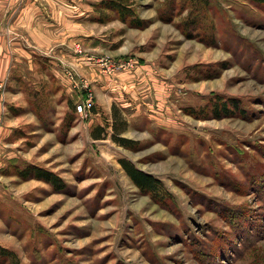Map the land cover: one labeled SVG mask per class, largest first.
Listing matches in <instances>:
<instances>
[{"label":"rangeland","instance_id":"374dc122","mask_svg":"<svg viewBox=\"0 0 264 264\" xmlns=\"http://www.w3.org/2000/svg\"><path fill=\"white\" fill-rule=\"evenodd\" d=\"M130 2L139 26L86 16L77 49L96 76L36 60L8 105L20 122L0 142V264H264V4ZM121 159L165 192H141ZM31 167L57 182L17 175Z\"/></svg>","mask_w":264,"mask_h":264},{"label":"crops","instance_id":"0c3cea01","mask_svg":"<svg viewBox=\"0 0 264 264\" xmlns=\"http://www.w3.org/2000/svg\"><path fill=\"white\" fill-rule=\"evenodd\" d=\"M96 1L0 0V142L20 122L8 105L21 107L20 86L25 76L40 70L34 61L53 58L71 65L82 76H96L98 69L80 55L83 49H77L84 47L86 16L91 15ZM35 85L29 82V86ZM34 96L27 95L26 100L30 102Z\"/></svg>","mask_w":264,"mask_h":264},{"label":"trees","instance_id":"16d2710c","mask_svg":"<svg viewBox=\"0 0 264 264\" xmlns=\"http://www.w3.org/2000/svg\"><path fill=\"white\" fill-rule=\"evenodd\" d=\"M131 0H99V3L95 4L94 6L99 11H109L116 15L118 19H120L122 22L126 24H132L139 26V19L135 16V12L132 9V3ZM179 2L182 4V6H190L192 8H195V11H208L211 7V0H170V2ZM253 2H256L258 4H264V0H252ZM222 109V108H221ZM220 109V110H221ZM226 108H223L225 110ZM218 110V109H217ZM229 111V110H227ZM117 117L116 113L113 114V117ZM69 122H71V118L67 119ZM115 128V132L112 133V139L118 143L120 146L132 149L134 148L135 142L132 140H129L127 138L119 137L120 133H117L116 126L113 125ZM113 128V129H114ZM98 129H100L99 132H93L92 137L94 139H101L103 133L106 131L105 128L98 126ZM119 163L121 164L122 168L124 169L125 173L129 176V178L132 180L134 185L143 193H147L151 195L154 199H158V196L163 192H165L159 185L160 182L156 180L154 177L138 170L131 162H129L126 159L119 160ZM36 169V170H35ZM34 171H37L35 173L36 177L38 179H41L43 181H46L47 183L54 185L55 182H57L55 175L43 168L38 167H31L26 168L25 170H19L17 172V175L19 177H24L26 174L34 173ZM11 252L8 250H5L0 246V263L2 259H10L11 258Z\"/></svg>","mask_w":264,"mask_h":264},{"label":"built area","instance_id":"2783aa9c","mask_svg":"<svg viewBox=\"0 0 264 264\" xmlns=\"http://www.w3.org/2000/svg\"><path fill=\"white\" fill-rule=\"evenodd\" d=\"M124 66L128 67V66H130V64L126 63V64H124ZM2 88H3V85L0 84V92H1ZM89 107H90V105L86 107L83 104H78V105H76V113H78L82 118H85V117H87V109Z\"/></svg>","mask_w":264,"mask_h":264}]
</instances>
